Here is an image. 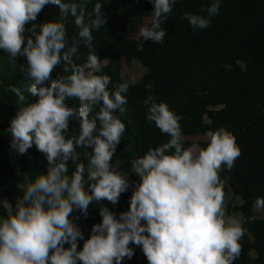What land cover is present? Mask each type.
<instances>
[{"label": "clouds", "instance_id": "obj_1", "mask_svg": "<svg viewBox=\"0 0 264 264\" xmlns=\"http://www.w3.org/2000/svg\"><path fill=\"white\" fill-rule=\"evenodd\" d=\"M89 2L0 0V52L10 62L23 58L21 72L32 98L9 85L17 105L6 129L9 150L21 156L34 146L46 161L45 171L22 177L15 202L5 203L0 264H122L134 254L130 243L147 264H233L246 229L238 217L225 216L219 173L222 165L231 170L240 155L236 138L221 126L204 132L203 146L185 147L179 117L151 94V83L145 85V120L167 140L129 160L138 181L132 182L126 210L117 214L100 204L115 205L130 187L129 173L112 162L125 130L118 113L125 111L128 83L109 88L110 79L101 72L103 60L95 54L92 33L105 24L103 4L95 0L89 11ZM149 3L137 36L163 43L161 25L177 0ZM220 3L210 0L201 8L205 15L184 12L182 18L193 30L205 29ZM53 5L58 18L36 22L42 9ZM69 17L75 27L71 42L62 22ZM81 45L88 53L79 64L74 56ZM57 66L63 74L53 78ZM70 121L78 125L72 134ZM78 148L86 164L78 162ZM69 161L74 165L70 175ZM94 201L101 219L85 238L72 213L86 215ZM254 204L264 207V197Z\"/></svg>", "mask_w": 264, "mask_h": 264}, {"label": "trees", "instance_id": "obj_2", "mask_svg": "<svg viewBox=\"0 0 264 264\" xmlns=\"http://www.w3.org/2000/svg\"><path fill=\"white\" fill-rule=\"evenodd\" d=\"M94 2L88 3L87 10H91ZM100 2L105 24L93 31L92 43L97 57L107 61L101 72L109 77V88L124 82L122 59L127 63L137 61L147 70L140 81L128 85L123 94L127 98L122 105L125 111L118 113L125 130L112 162L129 173L130 187L120 194L115 205L107 201L100 204L117 214L126 210L132 182L138 181L130 171L129 160L167 140L154 124L145 120L143 100L148 94L145 85L151 83V94L158 101H165L179 117L185 147L195 145L190 139L203 136L209 129L223 126L234 134L240 155L231 170H223L222 165L219 173L224 204L230 192L233 198L242 199L239 206L229 207L233 213L242 215V226L246 229L233 264H264V219L257 218L254 212L255 198L264 197V0H221L219 12L211 18L209 26L195 30L182 14L203 16L206 13L201 8H206L210 0H177L171 15L161 25L166 33L163 43L131 38L151 11L149 0ZM58 13V6H45L36 22L56 20ZM62 22L71 42L75 35L72 18ZM87 53L88 49L81 45L74 56L75 62L82 64ZM22 63L23 58L10 62L0 52V215L6 212L5 203L13 202L19 194L22 177L46 168L44 157L34 146L21 156L9 150L10 136L6 129L17 106L9 85L21 88L32 99L26 91L29 82L21 72ZM57 74H63L59 66L53 70V78ZM76 127L75 121L69 122L70 134ZM77 152L81 153L78 162L86 164L83 150L78 148ZM73 168L69 161V175ZM98 207L94 201L86 215L75 210L72 213L85 238L91 226L100 222ZM81 246L82 241H78V250ZM129 247L134 249V254L122 264H147L138 246L130 243Z\"/></svg>", "mask_w": 264, "mask_h": 264}, {"label": "rangeland", "instance_id": "obj_3", "mask_svg": "<svg viewBox=\"0 0 264 264\" xmlns=\"http://www.w3.org/2000/svg\"><path fill=\"white\" fill-rule=\"evenodd\" d=\"M141 25V24H140ZM139 25V26H140ZM138 31V28H137ZM132 39L138 40L137 34H134L131 36ZM106 62L103 61V65H105ZM147 70L144 68L141 64H139L137 61H133L131 63L125 62L124 59L121 60V78L124 80V82H127L128 85H133L140 81L146 74ZM192 142H195L196 144H201L203 140V136L197 137V138H191ZM230 196L228 198V201L224 207L225 216H235L238 217L243 224V217L239 213H233V211L229 207H237L241 204L242 199L241 198H233L232 192L229 193ZM15 200L11 203H14ZM254 212L257 218L264 219V208L263 207H256L254 204Z\"/></svg>", "mask_w": 264, "mask_h": 264}]
</instances>
